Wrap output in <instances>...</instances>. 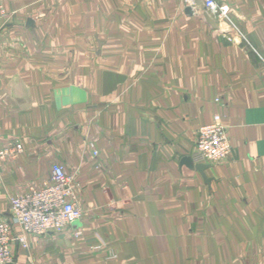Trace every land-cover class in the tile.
Returning <instances> with one entry per match:
<instances>
[{
  "label": "crops",
  "instance_id": "obj_1",
  "mask_svg": "<svg viewBox=\"0 0 264 264\" xmlns=\"http://www.w3.org/2000/svg\"><path fill=\"white\" fill-rule=\"evenodd\" d=\"M216 1L217 29L200 1L0 0V220L55 165L82 212L10 264H264V0Z\"/></svg>",
  "mask_w": 264,
  "mask_h": 264
},
{
  "label": "built area",
  "instance_id": "obj_2",
  "mask_svg": "<svg viewBox=\"0 0 264 264\" xmlns=\"http://www.w3.org/2000/svg\"><path fill=\"white\" fill-rule=\"evenodd\" d=\"M191 1L192 4L200 1L217 24H231L227 5L216 0ZM4 15L5 10L0 3V18ZM21 151V144L15 143L10 149V155L15 156ZM230 151L226 127L220 115L213 114L211 121L197 128L192 161L194 164H211L226 158ZM6 154L0 152V159ZM9 214L8 220H0V264L12 263V245L27 246L26 234L61 232L68 224L81 218L82 212L77 205V193L72 186V177L61 165H55L48 183L10 198ZM14 227L18 228L19 232H15Z\"/></svg>",
  "mask_w": 264,
  "mask_h": 264
},
{
  "label": "water",
  "instance_id": "obj_3",
  "mask_svg": "<svg viewBox=\"0 0 264 264\" xmlns=\"http://www.w3.org/2000/svg\"><path fill=\"white\" fill-rule=\"evenodd\" d=\"M190 7H188V9L187 10H189L190 11ZM202 15H203V17H204V19H205V21L208 23V24H210L211 25V27L213 28V29H217V27H218V25H217V22L208 14V12L204 9V12L202 13ZM183 161L185 162V163H191L190 162V158L189 157H184L183 158ZM195 167L202 173L203 172V170L207 167V165L206 164H195Z\"/></svg>",
  "mask_w": 264,
  "mask_h": 264
}]
</instances>
